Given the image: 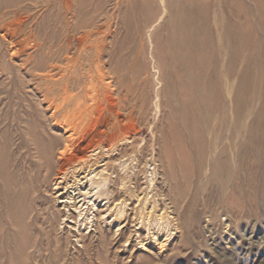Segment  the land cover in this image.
<instances>
[{
    "label": "rangeland",
    "instance_id": "1",
    "mask_svg": "<svg viewBox=\"0 0 264 264\" xmlns=\"http://www.w3.org/2000/svg\"><path fill=\"white\" fill-rule=\"evenodd\" d=\"M0 264H264V0H0Z\"/></svg>",
    "mask_w": 264,
    "mask_h": 264
},
{
    "label": "bare ground",
    "instance_id": "2",
    "mask_svg": "<svg viewBox=\"0 0 264 264\" xmlns=\"http://www.w3.org/2000/svg\"><path fill=\"white\" fill-rule=\"evenodd\" d=\"M12 44V43H11Z\"/></svg>",
    "mask_w": 264,
    "mask_h": 264
}]
</instances>
